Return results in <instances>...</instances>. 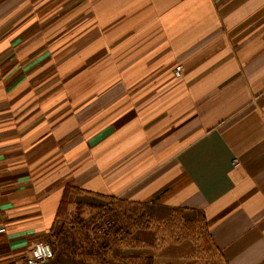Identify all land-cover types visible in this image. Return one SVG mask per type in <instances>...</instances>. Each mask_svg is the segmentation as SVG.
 <instances>
[{"label":"crops","instance_id":"obj_1","mask_svg":"<svg viewBox=\"0 0 264 264\" xmlns=\"http://www.w3.org/2000/svg\"><path fill=\"white\" fill-rule=\"evenodd\" d=\"M69 187L196 209L228 264H264V0H0V264Z\"/></svg>","mask_w":264,"mask_h":264},{"label":"trees","instance_id":"obj_2","mask_svg":"<svg viewBox=\"0 0 264 264\" xmlns=\"http://www.w3.org/2000/svg\"><path fill=\"white\" fill-rule=\"evenodd\" d=\"M70 193L84 191L65 190L57 211L62 225L47 239L55 255L46 264H228L206 216L196 209L116 197H107L106 204L69 202ZM140 229L152 230L154 242L136 239ZM146 246L153 255L122 253Z\"/></svg>","mask_w":264,"mask_h":264},{"label":"built area","instance_id":"obj_3","mask_svg":"<svg viewBox=\"0 0 264 264\" xmlns=\"http://www.w3.org/2000/svg\"><path fill=\"white\" fill-rule=\"evenodd\" d=\"M182 66H176V74L181 75ZM55 255V252L47 239H38L31 250L30 255L26 256L24 264H46Z\"/></svg>","mask_w":264,"mask_h":264},{"label":"rangeland","instance_id":"obj_4","mask_svg":"<svg viewBox=\"0 0 264 264\" xmlns=\"http://www.w3.org/2000/svg\"><path fill=\"white\" fill-rule=\"evenodd\" d=\"M179 262L175 263V264H178ZM180 264V263H179Z\"/></svg>","mask_w":264,"mask_h":264}]
</instances>
